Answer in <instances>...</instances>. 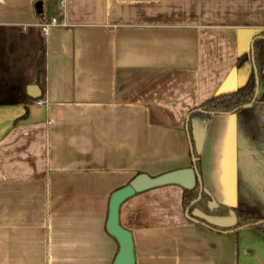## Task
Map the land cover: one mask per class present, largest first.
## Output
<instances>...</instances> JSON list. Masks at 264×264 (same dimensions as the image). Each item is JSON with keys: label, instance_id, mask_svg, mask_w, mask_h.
I'll return each mask as SVG.
<instances>
[{"label": "crops", "instance_id": "crops-1", "mask_svg": "<svg viewBox=\"0 0 264 264\" xmlns=\"http://www.w3.org/2000/svg\"><path fill=\"white\" fill-rule=\"evenodd\" d=\"M263 30L264 0H0V264H113L112 193L193 166L192 146V216L233 223L237 115L196 109L247 83ZM183 193L121 204L136 264H264L263 229L189 219Z\"/></svg>", "mask_w": 264, "mask_h": 264}, {"label": "trees", "instance_id": "trees-1", "mask_svg": "<svg viewBox=\"0 0 264 264\" xmlns=\"http://www.w3.org/2000/svg\"><path fill=\"white\" fill-rule=\"evenodd\" d=\"M258 35L264 36V30L260 31ZM254 60L258 69L260 80L264 79V38L256 39L254 42ZM44 61V52H42L39 59V73ZM255 93V72L251 73L247 83L235 90L222 92L212 96L200 105L205 112L209 114H220L225 112H233L236 110L239 129V143H238V164H239V192L238 203L233 210L236 214V224L230 227H219L210 224L212 227L221 231L234 229L236 227L252 224L259 220H264V199L263 201L257 196V192L249 180L244 179V173H249L252 168V163L255 159V153L250 143H243L241 136H245L247 140H261L264 139V95L258 98L250 107L242 108L244 104H248L253 100ZM244 153V154H243ZM197 159V168L201 172V161L199 155L194 151ZM249 178V177H248ZM198 186L193 190L184 189L183 205L187 208L190 203L198 196ZM206 193L203 191V196ZM194 207V206H193ZM190 214L192 215V209ZM201 222H208L199 218ZM256 227L264 230V224Z\"/></svg>", "mask_w": 264, "mask_h": 264}, {"label": "water", "instance_id": "water-1", "mask_svg": "<svg viewBox=\"0 0 264 264\" xmlns=\"http://www.w3.org/2000/svg\"><path fill=\"white\" fill-rule=\"evenodd\" d=\"M38 8H40L41 10V3L38 5ZM259 38H264V36L259 35L255 37V39L253 40V45H252L253 63H254V42L256 39H259ZM253 69L255 72L254 97L250 103L242 105L241 106L242 108L250 107L258 98L261 80L259 78L258 69L255 63H254ZM31 95L33 97L40 96V94H35V93H32ZM236 110H234L232 113H235ZM196 111L205 112L202 108H198L196 109ZM225 113H230V112H225ZM191 148H192V153H193V158H192L193 166L182 168V169H177L174 171L163 173L158 176H150L147 173H140L136 175L129 184L117 189L116 191L112 193L110 202H109L107 230L111 235H113L117 239L118 244H119V249L114 259L113 264H136L133 234L131 230L124 227L120 222L121 204L127 199H129L130 197H132L133 195H135L136 193L148 190L150 188L168 185V184H178L187 190H193L198 186V189H199L198 196L186 208V215L189 219H192L197 222H201L198 218L190 214L191 208L195 206L197 202H199V200L203 196V191H204L202 175L199 169L197 168V163H196L198 158L194 155V151L196 150L193 148V146ZM196 153L199 155L198 151H196ZM205 220L208 222V224L204 222L203 223L211 228H214V227H212L210 224L219 226V227H230V226L235 225L237 221L236 219L231 224L219 225L207 219ZM261 224H264V220H259L252 224H247L244 226L236 227L234 229H228L225 231H233V230H238L244 227L257 226ZM214 229L219 230L217 228H214Z\"/></svg>", "mask_w": 264, "mask_h": 264}, {"label": "flooded vegetation", "instance_id": "flooded-vegetation-1", "mask_svg": "<svg viewBox=\"0 0 264 264\" xmlns=\"http://www.w3.org/2000/svg\"><path fill=\"white\" fill-rule=\"evenodd\" d=\"M241 141L243 143L245 142L250 143L251 147L253 148V152L255 153L254 156L255 159L251 165L252 168L250 169V172L248 174L244 173L243 175L245 177L244 179L249 180V183L251 184L253 189L256 190L257 196L263 201L264 199V139L262 138L261 140L250 141L248 139L246 140L245 136L244 137L241 136ZM238 174H239V164H238Z\"/></svg>", "mask_w": 264, "mask_h": 264}, {"label": "built area", "instance_id": "built-area-1", "mask_svg": "<svg viewBox=\"0 0 264 264\" xmlns=\"http://www.w3.org/2000/svg\"><path fill=\"white\" fill-rule=\"evenodd\" d=\"M64 2V1H63ZM65 26L67 25L66 21L64 18H58V17H52L49 21H45L39 24V26L41 27V30L44 34H46L49 30L50 27L52 26ZM46 101L44 99H39L38 103L43 104Z\"/></svg>", "mask_w": 264, "mask_h": 264}, {"label": "rangeland", "instance_id": "rangeland-1", "mask_svg": "<svg viewBox=\"0 0 264 264\" xmlns=\"http://www.w3.org/2000/svg\"><path fill=\"white\" fill-rule=\"evenodd\" d=\"M201 202V201H200Z\"/></svg>", "mask_w": 264, "mask_h": 264}]
</instances>
